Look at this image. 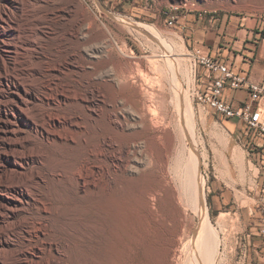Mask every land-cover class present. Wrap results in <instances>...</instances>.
Segmentation results:
<instances>
[{"label": "bare ground", "instance_id": "bare-ground-1", "mask_svg": "<svg viewBox=\"0 0 264 264\" xmlns=\"http://www.w3.org/2000/svg\"><path fill=\"white\" fill-rule=\"evenodd\" d=\"M66 2L0 0V45L4 51L0 57V102L7 99L10 105L7 109L0 107V195L3 199L2 201L0 197V264H72L71 254L76 239L83 244L87 241L97 242L100 252L103 250V253L99 254L102 256L106 248L104 242L108 216L107 191L115 193L120 185V176L117 174L121 169L130 171L132 168L128 157L132 153L137 154L132 150V145H127L121 150L128 155L127 158L122 156L117 162L113 159L117 177L110 174L112 179L108 188L105 158L108 148L114 144L111 138L104 135L102 126L92 127L102 109L104 112L106 102L102 101L96 105L94 97L99 95V98L104 100L106 95L102 87L108 82L104 78L103 70L99 71L100 67L89 63L84 56L93 27L86 20L80 26H73L71 19L74 15L69 7L70 3L68 6ZM114 19L122 26L128 27L130 33L142 36L161 58L160 61H153L156 56L150 57V75L145 61L134 62L135 53L127 51L126 42L121 45L117 39L109 37V51L121 58H128L127 62L131 68L122 71L115 79L118 100L134 109L142 120L137 126L134 125L142 128L140 133L146 135L141 141L151 144L152 148H156L163 155L159 161L150 157L145 168L140 170L141 173L151 169L158 171L156 174L159 187L157 186L155 192L146 193L144 204L150 210L154 208L156 197L162 195L165 189L175 190L168 173L170 157L178 136L185 142L190 140L193 143V152L187 165L186 186L195 191L199 224L194 238L189 241V251L194 264H210L218 254L221 238L212 226L203 194L204 180L199 170L193 129L195 126L190 124L187 97L184 96L179 77V73H182L181 66L177 59L173 58V54L171 55L173 43L166 42L163 39L164 33L161 34L154 27L124 21L126 19ZM59 27L65 31L62 35L67 43L65 47L69 46L63 56L58 57L60 61L47 57L44 51L51 41L57 45L60 38ZM70 29L72 30L69 32ZM102 39L97 41L102 42ZM20 58L24 59L19 61ZM90 65L94 70H88ZM3 74L6 82L2 80ZM48 74L53 94L63 96V100L55 102V106L43 103L40 98L41 87H36L37 82ZM85 83L94 88L90 93L91 97ZM80 99L86 102L91 99L93 106H84ZM117 103L118 101L112 102L111 105L115 108ZM91 108H97V116H88V110ZM172 108L180 116L171 115ZM115 110L109 113V117L116 118V122H112L117 129L125 132L126 129L134 127L127 120L122 121ZM41 111L47 114L43 120L40 119ZM174 115L181 119L178 131L172 130L171 119ZM21 123L32 124L31 130L23 129ZM4 157L7 166L4 164ZM232 159L239 172L244 174L245 165L241 157L234 155ZM191 172L193 178L190 176ZM92 196L98 205L90 204ZM26 227L38 241H42L36 250H33L31 257L23 242H30ZM179 242L178 238L172 246V263H178L176 257ZM83 256L81 262L84 264L100 261L99 256H94L91 262L88 253Z\"/></svg>", "mask_w": 264, "mask_h": 264}, {"label": "rangeland", "instance_id": "rangeland-1", "mask_svg": "<svg viewBox=\"0 0 264 264\" xmlns=\"http://www.w3.org/2000/svg\"><path fill=\"white\" fill-rule=\"evenodd\" d=\"M63 1L66 2V0ZM66 4L74 15L71 19L73 26H80L86 20L93 27L90 30V40H88L89 49L87 48L84 52V56L89 63L100 67L99 71L103 70L104 78L108 82L102 87L106 95L104 100L99 98V95L94 97L96 105L106 101L105 113L102 109L99 119L95 120L97 123L92 124V127L102 126L104 135L111 138L114 144L108 148L105 158L107 166L105 177L108 188H110L109 184L112 179L110 176H116L113 159L117 162L122 156L127 158L128 155L121 151L127 145H132V150L137 152L128 157L132 169L130 171L121 169L117 174L120 176V185L115 193L107 191L110 194L107 193L106 201V211L109 217L106 218L107 232L104 242L106 248L102 255L105 257L102 258L99 255L103 253V250L100 252L97 242L87 241L83 244L82 241L76 239L75 247L72 248L73 254H71L72 264H84L81 262L84 253H88L90 262L94 256H99L101 261H98L99 264H194L191 251H189L191 246L189 241H192L195 236L199 217L195 191L186 186L187 165L192 155L191 152H193V143L190 140L185 142L180 136L176 138V142L174 141L168 173L175 190L165 189L164 193L154 200V208L149 210L144 204V198L147 192H155V189L159 187L156 174L158 171L151 169L141 173L140 170L145 168L150 157L154 161H159L163 155L156 148H152L151 144L141 141L146 135L140 133L143 131L142 128L135 126L142 120L134 109L118 100L119 96L116 91L118 87L115 86V79L122 71L131 68L127 62L128 58H121L118 54L109 51L111 49L109 37L117 39L121 45L126 42L127 51L135 53L134 62L145 61L147 72L150 75H152L149 65L150 57L156 56L153 61L156 59L160 61L161 58L158 56L159 53H154L142 36L130 33L128 27L126 28L125 25L123 27L114 18L126 19L124 21L147 25L150 28L154 27L161 34L164 33L162 36L166 42L173 43L174 48L171 50V55L173 54V58H176L181 66L182 73H179V77L184 96L187 97L190 124L192 127L195 126L193 129L199 156V170L204 180L203 194L212 226L221 238L218 254L215 261L210 264H262L260 251L262 245L257 232L263 219L264 143L261 141V136L249 131L244 123L234 127L233 122L235 121H230L218 116L212 110L199 106L195 91L200 85L198 76L201 70L195 66V58L196 50H203L214 57L220 56L229 63L240 56L242 65L245 57L253 58L251 51L258 54L264 39V0H67ZM58 33L60 38L57 40V45L56 42L51 41L44 49L46 54L43 51L41 53L60 61L58 57H62L63 52L69 46L65 47L67 43L62 36L65 31L61 27ZM98 39H102V42L100 40L99 43ZM2 53L4 54V51L0 45V57ZM23 59L20 58L19 61ZM93 68L90 65L88 70L92 71ZM232 68L237 70L234 65ZM239 68L242 69L243 66ZM49 75L37 82L36 87L38 89L41 87L40 98L43 103H51L55 106V102L63 100V96L53 94L49 86L51 84ZM1 76L6 82L5 75ZM66 84L72 85L71 83ZM85 87L88 88L89 94L94 90L88 83H85ZM111 101L113 103L118 101L115 108L111 105ZM80 102L86 107L93 106L91 99L87 102L80 99ZM135 105L134 103V107ZM8 106L10 105L7 99L0 102L1 108L7 109ZM96 110L97 108L89 109L88 116H97ZM114 110L118 111V116L122 121L127 120L131 126H135L126 129L125 132L117 129L113 125L116 118L110 119L109 117V113ZM176 113V110L172 108L171 115H179ZM40 115L41 120L47 117V114L42 111ZM175 115L171 119L172 130L178 131L181 119L180 115L177 117ZM21 124L23 129L31 130L32 124ZM134 143L137 144L134 145ZM36 146L38 147V143ZM234 155L240 156L244 162V174L239 172L237 164L232 159ZM52 156L50 153L51 158ZM3 161L7 166L5 157ZM190 176L193 178L192 172ZM0 197L2 199L1 195ZM90 200H92L90 204H96L94 196ZM183 230L186 232L184 233ZM26 231L30 242L25 240L23 242L31 257L33 250H36L42 241H38V238L27 227ZM178 238L180 245L177 248L180 249L177 250V257L181 260L179 261L176 257L178 263H172L170 258L172 246ZM52 249L57 252L55 247ZM98 263L93 262V264Z\"/></svg>", "mask_w": 264, "mask_h": 264}, {"label": "built area", "instance_id": "built-area-1", "mask_svg": "<svg viewBox=\"0 0 264 264\" xmlns=\"http://www.w3.org/2000/svg\"><path fill=\"white\" fill-rule=\"evenodd\" d=\"M195 66L200 68L199 88L195 97L199 106L213 110L218 115L244 123L249 131L264 137V83L253 81L250 76L234 70L233 65L220 56L196 50ZM244 91L248 101L241 107H234L228 100V92ZM262 225L257 234L264 247V202L262 204ZM264 258V251H263Z\"/></svg>", "mask_w": 264, "mask_h": 264}, {"label": "crops", "instance_id": "crops-1", "mask_svg": "<svg viewBox=\"0 0 264 264\" xmlns=\"http://www.w3.org/2000/svg\"><path fill=\"white\" fill-rule=\"evenodd\" d=\"M231 64L237 68V71H240L241 69L239 67L243 66V69L248 71V74L253 81L264 83V39H263L262 45L258 51L256 60L254 61V63L252 65H248V64L241 65V57L240 56L235 61H233ZM198 81H200V78H198ZM226 97L228 98V100L230 102H232L234 107H241L245 104V102L248 101V95L244 91L228 92ZM218 116H220V115H218ZM230 121H235V122H233L234 127H238L242 123L241 121H238V120H230ZM261 138H262L261 141L264 143V137H261ZM260 251H261V256H262L261 261H262V264H264V258H263V254H262L264 251V247H262Z\"/></svg>", "mask_w": 264, "mask_h": 264}, {"label": "trees", "instance_id": "trees-1", "mask_svg": "<svg viewBox=\"0 0 264 264\" xmlns=\"http://www.w3.org/2000/svg\"><path fill=\"white\" fill-rule=\"evenodd\" d=\"M251 54L253 55V58L245 57V60L243 61L242 65H245V64L252 65L254 63V61L256 60V58H254V57L257 56V54L255 51H251ZM240 72L249 76L248 71L243 69V68L240 70Z\"/></svg>", "mask_w": 264, "mask_h": 264}]
</instances>
